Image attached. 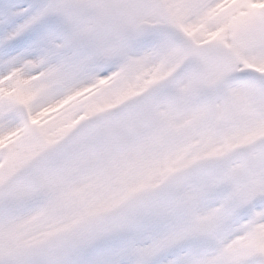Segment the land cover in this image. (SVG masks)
I'll use <instances>...</instances> for the list:
<instances>
[{"label":"snow or ice","instance_id":"6c2138e0","mask_svg":"<svg viewBox=\"0 0 264 264\" xmlns=\"http://www.w3.org/2000/svg\"><path fill=\"white\" fill-rule=\"evenodd\" d=\"M0 264H264V0H0Z\"/></svg>","mask_w":264,"mask_h":264}]
</instances>
